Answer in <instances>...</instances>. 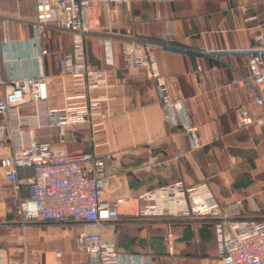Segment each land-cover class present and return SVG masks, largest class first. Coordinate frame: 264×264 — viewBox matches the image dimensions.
Listing matches in <instances>:
<instances>
[{
    "label": "crops",
    "instance_id": "0c3cea01",
    "mask_svg": "<svg viewBox=\"0 0 264 264\" xmlns=\"http://www.w3.org/2000/svg\"><path fill=\"white\" fill-rule=\"evenodd\" d=\"M34 15L33 1L0 0V98L12 89V77L36 69L29 56ZM86 21L84 57L92 76L61 74L72 38L50 25L41 35L48 54L40 65L48 99L36 105L26 98L10 116L21 115L20 127L37 142L70 154L108 156L104 197L124 199L119 219L99 228L71 221L22 228L16 195L0 166V264H100L77 247L83 230L99 231L121 264H222L213 218L170 216L167 205L141 196L151 190L166 196L177 182L203 185L229 216L264 219V124L236 127L238 108L253 118L264 117V108L255 105L247 83L226 88L248 74L246 51L264 48V0L97 2ZM131 39L151 43L152 60L183 102L181 124L167 121L146 69L125 66L121 45ZM90 98L99 108L88 122L66 124L63 132L48 122L47 109L84 110ZM184 125L193 129L194 144ZM9 152L0 148V159ZM18 175L28 179L33 171L20 168ZM18 196H28L26 184ZM145 204L164 214H140Z\"/></svg>",
    "mask_w": 264,
    "mask_h": 264
},
{
    "label": "built area",
    "instance_id": "2783aa9c",
    "mask_svg": "<svg viewBox=\"0 0 264 264\" xmlns=\"http://www.w3.org/2000/svg\"><path fill=\"white\" fill-rule=\"evenodd\" d=\"M30 1L34 2L35 15L29 56L35 62L36 69L28 75L12 77V89L0 98V148L8 147L10 151L0 159V166L5 180L12 185L16 195V216L22 228L29 222L68 221L99 228L102 223L118 221V210L124 202L123 198L107 200L104 197L106 161L109 157L98 156L92 151L70 154L64 148L37 142L32 138L31 130L25 131L20 127L21 115L16 113L11 117L10 112L13 108L17 110L26 98L36 105L48 99L46 80L40 65L43 56L48 54V49L41 43V35L50 25L70 33L72 38L73 49L61 60V74L92 76V72L86 68L84 57V40L89 33L87 13L94 3L114 0ZM106 42L110 43L109 40ZM121 52L126 67H144L148 76L155 81L167 121L173 125L181 124L183 102L172 95L167 80L152 60L151 43L139 39L124 41ZM246 61L248 74L241 79H232L226 88L247 83L254 91L255 105L264 108V48L247 50ZM98 108V99L90 98L87 109H47L46 117L51 125L59 126L63 132L66 124L88 122L92 112ZM253 124H264V117L253 118L244 107L236 110L237 128L243 129ZM184 127L194 144L193 129L189 125ZM26 167L32 168L33 175L22 179L18 170ZM22 184L28 188L25 198L18 196ZM155 199L167 205L170 216L193 215L215 219L222 264H264V219L241 217L239 212L229 216L203 185L188 188L177 182L168 188L166 196L155 190L141 196L143 201ZM139 213L155 216L163 215L164 211L145 204L140 206ZM76 244L86 254L98 257L100 264H121L113 245L104 241L99 231L83 230L77 235Z\"/></svg>",
    "mask_w": 264,
    "mask_h": 264
},
{
    "label": "trees",
    "instance_id": "16d2710c",
    "mask_svg": "<svg viewBox=\"0 0 264 264\" xmlns=\"http://www.w3.org/2000/svg\"><path fill=\"white\" fill-rule=\"evenodd\" d=\"M26 168H29V169H31L32 170V168H30V167H26ZM33 171V170H32ZM215 220V219H214Z\"/></svg>",
    "mask_w": 264,
    "mask_h": 264
}]
</instances>
